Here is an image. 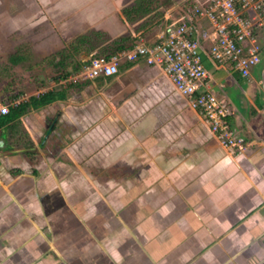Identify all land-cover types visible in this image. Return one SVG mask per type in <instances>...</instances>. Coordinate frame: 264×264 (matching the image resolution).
I'll use <instances>...</instances> for the list:
<instances>
[{
    "label": "crops",
    "instance_id": "1",
    "mask_svg": "<svg viewBox=\"0 0 264 264\" xmlns=\"http://www.w3.org/2000/svg\"><path fill=\"white\" fill-rule=\"evenodd\" d=\"M54 1L59 28L69 30L78 1L88 3ZM108 2L80 16L106 36L95 51L126 31L108 16ZM110 2L118 14L126 7ZM168 11L154 22V41ZM204 64L211 91L234 88L236 105L222 100L245 139L239 153L224 150L171 81L143 61H124L123 77L69 85L63 100L8 126L6 139L0 131V264H264V79L255 82L258 64L247 78Z\"/></svg>",
    "mask_w": 264,
    "mask_h": 264
},
{
    "label": "built area",
    "instance_id": "2",
    "mask_svg": "<svg viewBox=\"0 0 264 264\" xmlns=\"http://www.w3.org/2000/svg\"><path fill=\"white\" fill-rule=\"evenodd\" d=\"M187 12L193 22L176 24L178 19L169 12L167 20L170 22L156 41L150 44L138 37L130 49L109 57L99 56L61 83L73 85L100 77L112 78L118 75L121 60L143 61L159 69L171 81L176 92L203 118L224 150L239 153L245 148V139L230 126L228 119L234 115L233 109L209 88V72L204 60L209 59L218 66L229 65L241 77H249L264 51V35L261 34L264 0H209L205 5L197 2ZM201 20L209 26L198 33L196 25ZM207 43L210 44L208 51L204 49ZM28 101L26 97L0 100V119L7 116L10 109Z\"/></svg>",
    "mask_w": 264,
    "mask_h": 264
},
{
    "label": "rangeland",
    "instance_id": "3",
    "mask_svg": "<svg viewBox=\"0 0 264 264\" xmlns=\"http://www.w3.org/2000/svg\"><path fill=\"white\" fill-rule=\"evenodd\" d=\"M110 1L111 0H88L86 7L91 9V13L94 12L97 14L101 9V5L104 3L107 7L106 2H108V5L111 6L109 7L108 16L112 19V22L114 21L116 25H120L118 11L116 12L115 7L112 5L113 3ZM133 1L134 0H125L126 5L124 4V6L128 7L132 5ZM165 2H167V0H151V12L132 23L128 22L124 24L126 31L123 36L132 38L137 36L143 37L151 44V41L155 40L152 31L154 29L158 30L160 27L156 25L157 22H154L159 20L165 10H170V14L177 11L178 14L181 11V7H184L185 10L188 11L197 3L195 0H170V5L165 6ZM44 3H40L38 0H0L1 101L4 99L6 100L8 97H26L29 99V97H36L45 92L69 90L70 87L68 82L65 84L61 82L66 78L68 79V76L72 73L78 72L80 68L75 70L74 67H76V65L80 67L82 61H85V58L91 54V52H88L86 49H79L77 52H71V46L76 45L79 36L93 31L88 27L90 24L83 22L80 17L82 11L85 13L87 12L86 7L85 9L83 8L85 4L80 1L76 4L75 11L77 15L71 16V20L68 22L66 21L67 24H70L69 30L66 29V27L65 29L59 28L60 25L62 26L61 23H64V20L61 16H58L60 15L59 12L54 10L55 1L46 0ZM190 3L192 6H190ZM198 4L204 5L201 2H198ZM197 22L203 29L209 26L204 20ZM178 23L179 20L176 24ZM93 24L98 27V25L102 23L97 21ZM104 25H108L107 22H105ZM153 26L154 28L151 29ZM97 27H93V29L96 30ZM261 34L264 35V29H261ZM99 44L102 45L101 43ZM209 47L210 44L207 43L204 49L208 51ZM82 51H86L87 54H85V52L82 53ZM61 52L63 56L64 54L69 56L65 61V65L59 66L61 61L59 56ZM12 56L19 57V62L15 64L11 63L10 58ZM261 59L262 61L256 67V76L254 79L256 83L258 82L262 86L264 79V54ZM123 62L124 60L119 62L120 67ZM120 67L117 77H123V69ZM233 89V86H229L227 89H224L222 96L220 95L221 93H217V98L226 100V96H228L231 100ZM218 91L220 90L218 89ZM93 92L96 93L97 91L94 90ZM93 92L92 94H94ZM69 97L70 93H67L66 98ZM231 102L233 105H236V102L233 100H231ZM95 106L94 111L97 113V109H100V107L98 104H95ZM96 116L98 115L96 114ZM4 130L7 131V127L0 128L2 133L1 137L6 139L5 136H3L5 135ZM57 131L59 132L60 129ZM10 146L20 147L18 144H11ZM11 153H20V150H11Z\"/></svg>",
    "mask_w": 264,
    "mask_h": 264
},
{
    "label": "trees",
    "instance_id": "4",
    "mask_svg": "<svg viewBox=\"0 0 264 264\" xmlns=\"http://www.w3.org/2000/svg\"><path fill=\"white\" fill-rule=\"evenodd\" d=\"M170 0H167V2L164 3L165 6L170 5ZM190 6L191 3H190ZM151 8V0H137L135 1V3H133L132 5L123 8L120 13L118 14V17L120 19V21L123 24H126L128 22L132 23L140 18H142L143 16H145L147 13L151 12L150 9ZM181 12L179 13L181 16L179 17V22H193L192 18L190 17L189 13L185 10L184 7L180 8ZM162 16V15H161ZM206 23V22H205ZM146 34V33H144ZM143 35V34H142ZM137 37H128V36H122L119 39L113 40L110 43L102 46L101 48L98 49V51H95L96 48L100 45L99 43H104L106 40V36L104 35V33L99 32V31H91L90 33H86L84 35H81L77 38V43L76 45H72L71 46V52H77L79 49H86L88 52H93L91 55H89V59L86 61H82V65L80 67H78V65H76L75 70L78 68H81L82 66H84L87 63H90L91 61H93L94 59L98 58L99 56H106L109 57L111 55L116 54L119 51L125 50V49H130L134 42L136 41ZM135 39V40H134ZM69 55L60 54L59 59L60 61V65H65V61L66 59H68ZM20 58L16 57V56H12L10 58L11 63L15 64L17 62H19ZM133 63L130 62H125V65L123 67H130ZM74 66V65H73ZM226 66V65H223ZM120 67V65H119ZM103 78V77H100ZM16 96V95H14ZM9 98V97H8ZM65 98V94L63 92H47L43 95H40L39 97H30L29 101L25 104H22L21 106L14 108V109H10V112L7 116L3 117L0 119V128H4V127H8V126H12V129H15L17 124V121L26 113L28 112L30 109H40L44 106L50 105L53 102H55L56 100H63ZM7 100V99H6ZM5 99L3 100V102L6 101ZM52 126V124L48 125V128L46 129V131Z\"/></svg>",
    "mask_w": 264,
    "mask_h": 264
},
{
    "label": "water",
    "instance_id": "5",
    "mask_svg": "<svg viewBox=\"0 0 264 264\" xmlns=\"http://www.w3.org/2000/svg\"><path fill=\"white\" fill-rule=\"evenodd\" d=\"M51 131H52V127H50L48 130H47V132H46V134H45V137H44V141L47 139V137L49 136V134L51 133Z\"/></svg>",
    "mask_w": 264,
    "mask_h": 264
},
{
    "label": "clouds",
    "instance_id": "6",
    "mask_svg": "<svg viewBox=\"0 0 264 264\" xmlns=\"http://www.w3.org/2000/svg\"><path fill=\"white\" fill-rule=\"evenodd\" d=\"M119 74V73H118Z\"/></svg>",
    "mask_w": 264,
    "mask_h": 264
}]
</instances>
